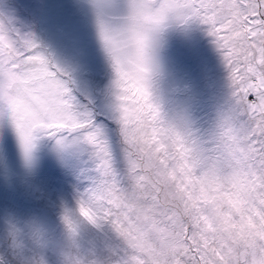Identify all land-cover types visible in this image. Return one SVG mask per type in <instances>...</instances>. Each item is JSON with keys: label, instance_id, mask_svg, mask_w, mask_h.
Here are the masks:
<instances>
[{"label": "snow or ice", "instance_id": "snow-or-ice-1", "mask_svg": "<svg viewBox=\"0 0 264 264\" xmlns=\"http://www.w3.org/2000/svg\"><path fill=\"white\" fill-rule=\"evenodd\" d=\"M79 0L111 70L97 87L31 32L0 22V264H264V0ZM197 25L228 72L243 136L230 180L193 168L197 135L153 101L163 37ZM87 229L120 241L104 259Z\"/></svg>", "mask_w": 264, "mask_h": 264}, {"label": "rangeland", "instance_id": "rangeland-1", "mask_svg": "<svg viewBox=\"0 0 264 264\" xmlns=\"http://www.w3.org/2000/svg\"><path fill=\"white\" fill-rule=\"evenodd\" d=\"M127 4L128 0H112V13L122 15ZM0 22L35 34L56 55L80 66L97 87L111 79L92 16L82 13L79 0H0ZM160 62L162 70L152 82L154 103L166 119L175 116L201 135L227 107L229 96L228 72L212 38L197 25L172 30L163 37ZM85 232V250L104 259L107 254L99 252L90 238L95 229ZM48 255L49 264L58 259L51 252Z\"/></svg>", "mask_w": 264, "mask_h": 264}, {"label": "clouds", "instance_id": "clouds-1", "mask_svg": "<svg viewBox=\"0 0 264 264\" xmlns=\"http://www.w3.org/2000/svg\"><path fill=\"white\" fill-rule=\"evenodd\" d=\"M188 26L183 21L173 20L172 26L166 33ZM167 120L181 131L188 127L175 116H170ZM242 141L241 130L222 109L210 127L197 136L196 142L191 147L190 158L193 168L198 169L200 175L208 180L234 178L245 164Z\"/></svg>", "mask_w": 264, "mask_h": 264}, {"label": "trees", "instance_id": "trees-1", "mask_svg": "<svg viewBox=\"0 0 264 264\" xmlns=\"http://www.w3.org/2000/svg\"><path fill=\"white\" fill-rule=\"evenodd\" d=\"M84 235H86V232H84ZM90 238L93 239L96 249L104 254H108L110 248H118L120 246L118 238L107 231L95 230V236H91Z\"/></svg>", "mask_w": 264, "mask_h": 264}]
</instances>
